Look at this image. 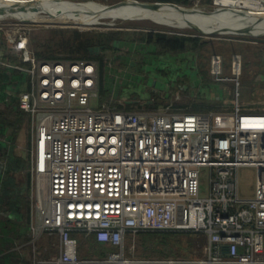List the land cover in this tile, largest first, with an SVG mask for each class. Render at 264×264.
I'll use <instances>...</instances> for the list:
<instances>
[{
	"label": "built area",
	"instance_id": "obj_1",
	"mask_svg": "<svg viewBox=\"0 0 264 264\" xmlns=\"http://www.w3.org/2000/svg\"><path fill=\"white\" fill-rule=\"evenodd\" d=\"M26 36L0 44V68L24 75V90H7L34 119L32 242L58 240L57 254L35 252L32 264H264V113L241 112L238 102L230 112L93 105L96 62L39 58ZM11 52L19 54L16 61ZM229 69L231 77L224 75L222 58L211 56L212 85L232 82L238 98L240 55H232ZM244 167L255 172L247 197L239 187ZM203 168L209 170L205 190ZM143 231L205 234V257L150 261L128 255L126 236ZM74 232L116 250L101 260L83 259Z\"/></svg>",
	"mask_w": 264,
	"mask_h": 264
},
{
	"label": "rangeland",
	"instance_id": "obj_2",
	"mask_svg": "<svg viewBox=\"0 0 264 264\" xmlns=\"http://www.w3.org/2000/svg\"><path fill=\"white\" fill-rule=\"evenodd\" d=\"M59 1L67 3L96 2L108 7L121 6L120 4L123 3H160L166 6L178 7L187 14L195 13L194 16L199 17V19H209L230 12L242 13L249 11L246 8L216 5L213 0H192V3L187 5L162 3L155 0ZM25 18L5 17L0 19V44L4 46L3 44L11 39L10 36L18 37L21 33L27 35L29 50L33 51L39 58L73 57L95 61L98 65V89H100L93 105L99 102V104H104L111 109L149 113H154L166 107L187 112L218 111L215 109L219 106L214 105L220 103L214 101L218 96L212 99L216 94L212 93L215 87L212 85L209 75L211 56L217 55L222 58L224 75L231 77L229 64L232 55L237 54L240 55L242 60L238 98L233 92V83L223 82L219 87L223 104L226 106V110L233 111L236 102L239 101L241 112L264 113V32L258 31L257 26L249 28L251 31L241 28L234 30L233 25L227 22V19L222 20L221 25L228 26L232 31L215 28L216 25L213 27L208 26L210 28L205 30L197 27L176 28L148 18L145 13H132L125 17L107 18L99 21V23H86L81 26L53 20H41L39 17ZM176 37L177 39H175ZM186 38H189V40L185 41ZM11 50L13 48L9 46V51ZM91 52L102 55V63L98 58H89ZM10 54L15 55V60L19 58V54L15 52ZM6 57L9 59L8 54H6ZM15 57L11 58L14 59ZM189 77H195V79ZM207 83L211 86H206ZM8 87L6 88L5 83L0 84V99L1 97L4 98V108L16 105L20 109L17 96L13 97L14 95L7 90H15V85L9 82ZM205 92L209 94H204ZM203 94L208 99L203 98ZM0 110H2V107H0ZM220 111L227 112L222 108L218 112ZM7 116L14 121H18L20 118V122H22L21 130L17 133L15 139L17 140V148H19L17 151L22 149L24 156L29 158L31 166V138L34 119L29 114L19 115L16 110L11 111L10 114L7 111L4 116L0 111V127L5 126ZM3 118L5 119L3 120ZM7 130L6 128L5 134L0 131V145L3 147L9 141ZM6 156L8 160L9 155L6 154ZM13 163L14 170H17V172H13H15L14 174L18 173V178L21 171H23L22 168L20 169L21 166L23 167V162L17 159ZM4 166L6 167V159ZM3 170L6 169L0 165V176ZM28 173L25 172V174ZM208 173V168L201 169L200 186L203 190L208 186ZM23 177H25L24 174L20 176V178ZM254 181L255 172L252 168L239 169L241 195L250 196L252 194ZM30 182L32 189V174ZM30 198L32 199V190L29 194ZM167 236L156 238L159 239V242L165 239V245H173V247H170L173 253L170 256L172 258H174V255L175 257H183L184 252H188L189 245L192 246V251L195 253L192 252L193 256L198 257L196 254L200 256L205 247L204 242L207 239L205 234L194 232H181L173 239L169 237L173 235ZM137 237L126 236L124 247L128 255L132 253L137 257L136 252L139 251L136 244ZM48 239V236H42L34 241L31 261L35 252L43 256L54 255L50 252H55L57 240L50 239L48 241ZM92 240L91 235H84L79 238L78 255L81 258L88 261L101 260L106 257L107 253L115 250V247L111 246L113 247L111 248L110 245H106L104 246L106 250L102 252L100 248L98 249L94 245ZM168 246L163 249L165 252L169 250ZM153 251L147 250V253H150L152 257H163L154 255ZM86 264L103 263L88 262Z\"/></svg>",
	"mask_w": 264,
	"mask_h": 264
},
{
	"label": "bare ground",
	"instance_id": "obj_3",
	"mask_svg": "<svg viewBox=\"0 0 264 264\" xmlns=\"http://www.w3.org/2000/svg\"><path fill=\"white\" fill-rule=\"evenodd\" d=\"M216 4L246 8L249 11L242 13L230 12L220 16H213L209 19L201 17L199 19V17L194 16L195 13L187 14L182 9L163 4L160 6H150L148 4L134 3L108 7L96 2L66 3L46 0L33 4L26 3L23 0H0V19L5 17L19 19L39 17L41 20H53L81 26L86 23H99V21L107 18L125 17L132 13H145V16L148 18L176 28L197 27L200 29H209L216 25L217 27L215 28L232 31L228 26L221 25L222 20L228 19L227 22L233 25L234 30L241 28L251 31L249 28L257 26L258 31L264 32L263 2L254 4L250 0H224Z\"/></svg>",
	"mask_w": 264,
	"mask_h": 264
},
{
	"label": "crops",
	"instance_id": "obj_4",
	"mask_svg": "<svg viewBox=\"0 0 264 264\" xmlns=\"http://www.w3.org/2000/svg\"><path fill=\"white\" fill-rule=\"evenodd\" d=\"M195 79V77H189ZM11 82L13 85H15V91H21L26 88V78L24 75H5L3 76V79L0 81V84L5 83L6 88L8 87V83ZM214 91L212 93H215L216 95L213 96L212 99H214L217 94H219V88L218 86H215ZM220 87V86H219ZM234 87V86H233ZM239 87V86H238ZM234 92V88H233ZM206 99H208L206 97ZM223 99L218 98L214 101H219V104H214L216 106H219L215 110H220L222 108L224 111L226 110V106L223 104ZM238 101V99H237ZM239 102V101H238ZM0 107L2 109L4 108L3 100L0 99ZM23 115H26L24 111ZM199 112V111H198ZM230 112V111H228ZM20 114V112H19ZM11 127L8 128V134L11 132ZM20 129L17 131L19 133ZM17 137V135H16ZM12 144V143H11ZM34 148V128L32 131V138H31V149L33 151ZM17 140H15V143H13L10 146H5L3 148V151L5 153L4 161L0 162V165L3 166L5 171H2V174L0 176V256H5V258L10 259L11 264H32V261L30 260L32 257V246L35 245L33 241V232L31 229V218H32V200L29 199V194L31 193V168H32V154L30 157L31 160V166L29 158L24 156V152L17 151ZM32 153V152H31ZM7 155H9V158L7 160ZM6 159V167L4 166ZM17 159H20L23 162V167L21 166L23 171L19 174L17 178V174H14L17 172V170H14V163ZM27 161V164L24 162ZM29 168V171H28ZM15 171V172H13ZM29 172L28 174H25V172ZM19 172V171H18ZM24 174L25 177L20 178V176ZM30 175V177H28ZM30 185V186H29ZM253 193V192H252ZM252 195V194H250ZM247 197V196H245ZM77 238L83 237L84 235L79 233L75 235ZM50 239H56L54 237H49L48 241ZM138 239V238H137ZM136 239V241H137ZM55 242V240H54ZM207 239L204 242L206 245ZM137 244V243H136ZM101 245V244H100ZM192 246H188V252L183 255V257H152L148 256L146 257H139L143 259H147L150 261H156V260H169V259H187V260H200L205 257V253L202 251L201 255L196 254L198 257L193 256L192 254ZM58 253V240L55 247V252L50 254H57ZM194 253V252H193ZM195 254V253H194ZM156 259V260H155ZM86 264V263H85ZM151 264H162V263H151Z\"/></svg>",
	"mask_w": 264,
	"mask_h": 264
},
{
	"label": "trees",
	"instance_id": "obj_5",
	"mask_svg": "<svg viewBox=\"0 0 264 264\" xmlns=\"http://www.w3.org/2000/svg\"><path fill=\"white\" fill-rule=\"evenodd\" d=\"M155 1L162 2V3L182 4V5H187V4H191L192 3V0H155ZM203 30H205V29H203ZM162 38H165V37H162ZM175 39H177V37ZM188 40H189V38H186L185 39V41H188ZM88 57L89 58H98L100 60V63H102V61H103V56L102 55H97V54H95L93 52H91ZM68 58H73V57H68ZM15 59H16V57L13 60H15ZM5 75H8L7 70L5 68H0V81L3 79V76H5ZM11 75L16 76V75H21V74L18 71H16V72H13ZM1 100H4V98L1 97ZM12 107H9V108H6L5 107L2 110H0L3 113V116H4V114L5 115L7 114V111L10 114V112L13 111V110H16L18 114L20 112L19 115H23V112H21L22 110L21 109H18V107L16 105H14ZM4 119L5 118H3V120ZM6 119L7 120H5V126H1L0 127V131L5 134L6 133L5 132V129L6 128L7 129L10 128V127L12 128L11 132L8 134L9 141L7 143H5L7 147L8 146L11 147V145L13 143H15L16 135L18 133L17 131L20 129V127L22 125V122H20L21 121L20 118H19L18 121H14V120L11 119V117L9 118L7 116ZM4 147L2 145H0V160H1V162L4 161V156H5V153L3 151V148ZM24 163L27 164V161H25ZM180 233L181 232H152V231L139 232L136 235V237L138 236L137 237L138 239H137L136 243H137V247L139 248V251L136 252L137 257H146V258H148V256H152L150 253H147V250H152V251L154 250L153 251L154 252V255H158V256H163V257H170V256H172V254H173L172 253V248H170V247H173V245H170V244H169V246L168 245H165V241H164L165 239L162 240V242H159V239H157L156 237H158V236H166V235H168V236L169 235H173V236H169V237H171V239H173L175 236H177V234H180ZM76 234H79V233H77V232H74L73 233L74 236ZM77 240L79 241V237L77 238ZM92 241H93L94 245L98 249L100 248V251L103 252V251L106 250L105 247H104V246H106L105 244L100 243V242H97L94 237H93V240ZM163 243H164V245H162ZM177 245H178V243H177ZM167 246H168V249L169 250L165 252L163 249L165 247L167 248ZM109 247H111V246H109ZM113 247H111V248H113ZM102 252H100V253H102ZM100 253H98V254H100ZM0 263L1 264H11L10 263V259L9 258H5V256H0Z\"/></svg>",
	"mask_w": 264,
	"mask_h": 264
},
{
	"label": "water",
	"instance_id": "obj_6",
	"mask_svg": "<svg viewBox=\"0 0 264 264\" xmlns=\"http://www.w3.org/2000/svg\"><path fill=\"white\" fill-rule=\"evenodd\" d=\"M12 1H17V0H12ZM24 2H26V3H33V4H37V3H39V2H41V1H44V0H23ZM56 1V0H55ZM59 1V0H58ZM59 2H63V1H59ZM67 3V2H66ZM124 4V3H123ZM123 4H120V5H123ZM129 4H134V3H129ZM135 4H138V3H135ZM148 5H150V6H160V5H162V4H160V3H153V4H148ZM117 6H119V5H117ZM176 8H178V7H176ZM178 9H180V8H178Z\"/></svg>",
	"mask_w": 264,
	"mask_h": 264
},
{
	"label": "clouds",
	"instance_id": "obj_7",
	"mask_svg": "<svg viewBox=\"0 0 264 264\" xmlns=\"http://www.w3.org/2000/svg\"><path fill=\"white\" fill-rule=\"evenodd\" d=\"M98 104H99V102H98ZM184 233H191V232H184ZM116 250V249H115ZM143 259V258H142Z\"/></svg>",
	"mask_w": 264,
	"mask_h": 264
}]
</instances>
